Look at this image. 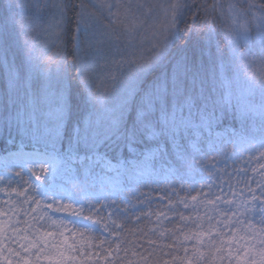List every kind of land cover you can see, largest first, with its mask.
Listing matches in <instances>:
<instances>
[{"label": "snow or ice", "instance_id": "snow-or-ice-1", "mask_svg": "<svg viewBox=\"0 0 264 264\" xmlns=\"http://www.w3.org/2000/svg\"><path fill=\"white\" fill-rule=\"evenodd\" d=\"M242 45L264 53V0H0V264H264V54Z\"/></svg>", "mask_w": 264, "mask_h": 264}, {"label": "trees", "instance_id": "trees-1", "mask_svg": "<svg viewBox=\"0 0 264 264\" xmlns=\"http://www.w3.org/2000/svg\"><path fill=\"white\" fill-rule=\"evenodd\" d=\"M160 3L166 2V0H158ZM209 3H211V0H208ZM183 39V38H182ZM220 48L223 50V57H224V74L225 78L231 82L232 88L235 92H240L241 90L246 88V79H250L249 77L252 76V70L243 67V61L241 59H233L232 52L230 51L229 48L225 46V42L223 40L220 41ZM212 51L215 53L216 47L215 43L213 44ZM241 51L246 52V54L251 57L252 59L258 60L259 57L264 54L261 53L260 49L258 46H254L251 50L245 48L243 45L241 46ZM219 55V54H218ZM218 67H219V59L217 61ZM3 83V77L0 75V84ZM226 90V89H225ZM255 101L257 105L259 104L260 97L259 94H256ZM78 115L83 114V111L81 110ZM225 129H229L230 131L235 130V131H240L241 130V123L239 121V118L236 120H232L229 118L227 121L224 122L223 126L220 128H217L216 130H220L224 133ZM260 131H261V116L259 112L252 113L247 121V129H246V134L250 136H255L256 138H259L260 136ZM228 144H226L225 141H222L219 143V148H225ZM211 155V153H210ZM195 176L196 173H193ZM154 187L155 185H151ZM140 192H147L149 191V188L145 187H140L138 189Z\"/></svg>", "mask_w": 264, "mask_h": 264}, {"label": "rangeland", "instance_id": "rangeland-1", "mask_svg": "<svg viewBox=\"0 0 264 264\" xmlns=\"http://www.w3.org/2000/svg\"><path fill=\"white\" fill-rule=\"evenodd\" d=\"M251 78V77H249ZM217 132H220V133H223L222 131L220 130H216ZM232 131H235V130H232ZM237 133H239L238 131H236ZM232 139H234L235 137H230ZM222 141H225L226 144H228L225 148H231L232 145L230 143L227 142V140L225 139V137H221L219 140L216 141L217 145L219 146V143H221ZM225 148H222V149H225ZM26 150H30V149H26ZM115 163V162H114ZM97 174L96 175H93L92 177L89 178V184H92L93 182H95V187L93 189H90V190H99L100 187H101V180H104L105 181V184H104V188L105 190H109L110 189V185L107 183V180L109 179H114L115 178V173H102L100 172L99 169L96 170ZM79 181H83V177H78L77 178ZM58 182L60 183H64L65 184V187L67 188H71V183H68L66 182L65 180L61 179V178H58ZM129 186H134V185H129ZM87 223V222H86Z\"/></svg>", "mask_w": 264, "mask_h": 264}]
</instances>
